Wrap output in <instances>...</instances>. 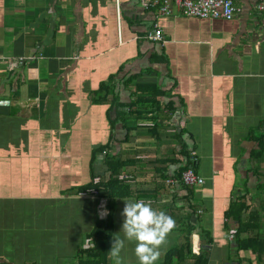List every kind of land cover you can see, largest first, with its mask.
<instances>
[{
	"label": "crops",
	"instance_id": "1",
	"mask_svg": "<svg viewBox=\"0 0 264 264\" xmlns=\"http://www.w3.org/2000/svg\"><path fill=\"white\" fill-rule=\"evenodd\" d=\"M235 5L214 20L138 0H0V264H78L103 226L108 254L124 200L175 220L156 263L188 243L207 264H264V12ZM135 76L164 94L159 113L129 109ZM184 147L201 185L181 181ZM110 157L127 187L111 225L104 193L79 190L111 179Z\"/></svg>",
	"mask_w": 264,
	"mask_h": 264
},
{
	"label": "trees",
	"instance_id": "2",
	"mask_svg": "<svg viewBox=\"0 0 264 264\" xmlns=\"http://www.w3.org/2000/svg\"><path fill=\"white\" fill-rule=\"evenodd\" d=\"M138 76L130 78V80L127 81V84L134 86L135 88V94L136 99L129 105V109H135V110H143L144 108H150L153 109L152 112L159 113L161 110V104L159 102V98H165L164 94L161 93L157 88L155 87H144L135 85L134 82ZM105 92L114 94V89L109 86L105 88ZM148 95L147 98H145ZM105 99H100L99 103H105ZM170 108L171 112H175L176 109L174 108V105L170 104L168 106ZM136 117H139L141 113L135 112ZM145 121H149V119H145ZM155 121V119H153ZM184 158L186 159L185 162V168H183V171L188 166H194L193 164V158L191 157V153L188 154L187 148H183ZM102 151H106V148H102ZM107 169L110 173L111 179L100 182V184L93 185L91 183L90 185L84 186L79 188L81 192H85L89 189H98L100 193H104L108 198V223L109 225L112 224L113 220L115 219V211H116V201L117 199L126 198L124 197L127 195L125 193L127 187L125 183H122L118 180L119 175L121 174L124 166L126 165V162L116 160L112 157H110L107 161ZM182 171V172H183ZM181 172V173H182ZM107 229L108 226L103 227H96L93 229L89 236V243L95 244L92 248L85 250L79 257H78V264H113L109 262L107 249L110 246L109 237H107ZM251 240H249L248 243H250ZM238 248L240 251H247L252 250V252H255V248H251L249 246V249L244 248V246L238 244ZM243 249V250H242ZM257 254H263L264 248L256 249ZM261 260V259H260ZM207 264L208 259H206V255L204 253H201L200 256L196 257L194 256L190 244H185L184 246H178L176 248H173L169 250L163 257V259L156 264ZM262 262H260L261 264Z\"/></svg>",
	"mask_w": 264,
	"mask_h": 264
},
{
	"label": "clouds",
	"instance_id": "3",
	"mask_svg": "<svg viewBox=\"0 0 264 264\" xmlns=\"http://www.w3.org/2000/svg\"><path fill=\"white\" fill-rule=\"evenodd\" d=\"M124 201L121 213L124 236H114L108 251L109 259L113 264H123L121 253L125 249V241H128L135 242L134 252L139 264H156L162 255L161 249L176 226L175 220L164 211L155 210L151 202Z\"/></svg>",
	"mask_w": 264,
	"mask_h": 264
},
{
	"label": "built area",
	"instance_id": "4",
	"mask_svg": "<svg viewBox=\"0 0 264 264\" xmlns=\"http://www.w3.org/2000/svg\"><path fill=\"white\" fill-rule=\"evenodd\" d=\"M139 6L144 9H158L163 15L170 16L173 13V8H179L185 16L196 17L200 19H222L231 20L238 15L240 9L236 7V0H138ZM118 12H120V0H116ZM257 8L260 12H264V0H257ZM148 39L153 41L162 40V30L158 27L148 34ZM195 152L191 153L193 162L196 161ZM120 180L130 182L131 177L121 176ZM182 183L187 187H194L203 184L201 178L194 166H188L182 172ZM95 184H100L98 179L94 180ZM95 194L98 192L95 190ZM235 230L229 234V239H232Z\"/></svg>",
	"mask_w": 264,
	"mask_h": 264
},
{
	"label": "rangeland",
	"instance_id": "5",
	"mask_svg": "<svg viewBox=\"0 0 264 264\" xmlns=\"http://www.w3.org/2000/svg\"><path fill=\"white\" fill-rule=\"evenodd\" d=\"M130 246H132V244L126 242L125 243V249L121 253V256L123 258V264H139V261H138L137 257L130 252V248H131ZM164 247H167V248L169 247L170 248L171 245L166 244Z\"/></svg>",
	"mask_w": 264,
	"mask_h": 264
}]
</instances>
